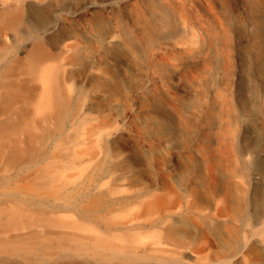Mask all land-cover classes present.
Instances as JSON below:
<instances>
[{"label":"bare ground","instance_id":"6f19581e","mask_svg":"<svg viewBox=\"0 0 264 264\" xmlns=\"http://www.w3.org/2000/svg\"><path fill=\"white\" fill-rule=\"evenodd\" d=\"M74 1L0 0V264H264V0L237 84L230 0Z\"/></svg>","mask_w":264,"mask_h":264},{"label":"rangeland","instance_id":"374dc122","mask_svg":"<svg viewBox=\"0 0 264 264\" xmlns=\"http://www.w3.org/2000/svg\"><path fill=\"white\" fill-rule=\"evenodd\" d=\"M85 1V0H76L72 4V8H76L80 5L79 2ZM122 0L116 1L114 5H120ZM216 3L220 5L218 0H215ZM237 2L238 0H230L229 7H222V11L224 13V17L230 20V27H231V46L233 49V54L236 56V76H235V84H237L238 80L242 77L244 79H249L250 75L248 73V61H247V53L244 47L245 42V32L243 28L239 25H237V19L239 17V13L237 12ZM119 3V4H118ZM236 7V8H235ZM245 56V57H243ZM54 64V62H49L46 65ZM237 74H241L238 76ZM40 87V84L38 81H35V88Z\"/></svg>","mask_w":264,"mask_h":264}]
</instances>
